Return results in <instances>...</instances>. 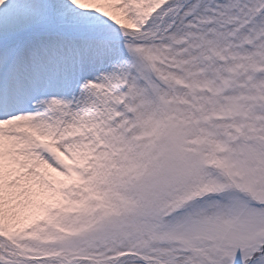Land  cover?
Instances as JSON below:
<instances>
[{
  "label": "snow or ice",
  "instance_id": "1",
  "mask_svg": "<svg viewBox=\"0 0 264 264\" xmlns=\"http://www.w3.org/2000/svg\"><path fill=\"white\" fill-rule=\"evenodd\" d=\"M0 264H264V0H0Z\"/></svg>",
  "mask_w": 264,
  "mask_h": 264
}]
</instances>
